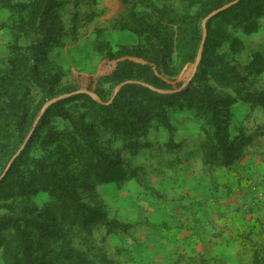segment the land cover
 Masks as SVG:
<instances>
[{"label": "rangeland", "instance_id": "1", "mask_svg": "<svg viewBox=\"0 0 264 264\" xmlns=\"http://www.w3.org/2000/svg\"><path fill=\"white\" fill-rule=\"evenodd\" d=\"M36 1L0 0V91L24 74L21 65H37L42 77L40 86L24 77L19 82L16 106L25 113V128L0 154L3 173L42 117L60 104L21 153L29 163L69 176L83 202L105 214L107 225L87 242L74 243L91 264H264V15L215 16L204 35V20L234 1L212 11L228 0H55L42 27L31 9ZM181 34L197 36L193 58L179 49ZM208 35L213 41L205 50ZM204 39L187 88L221 99L223 128L251 140L229 165L215 167L202 157L201 144L211 141L214 128L183 101L147 118L144 128H121L82 99L61 105L86 91L109 103L124 83L110 77L125 62L149 67L153 81L166 89L148 85L179 90L194 71ZM203 59H222L235 81L209 74ZM73 93L37 122L48 101ZM67 135L93 143L113 160L128 161L137 177L122 185L89 179ZM131 143L145 147L132 155ZM51 203L47 193L34 189L1 200L0 219H33L35 257L43 264H63L59 248L38 240ZM6 238L4 229L0 264H6Z\"/></svg>", "mask_w": 264, "mask_h": 264}, {"label": "trees", "instance_id": "2", "mask_svg": "<svg viewBox=\"0 0 264 264\" xmlns=\"http://www.w3.org/2000/svg\"><path fill=\"white\" fill-rule=\"evenodd\" d=\"M235 0H228L214 7L217 10ZM55 0H37L31 7L35 17L40 18V25L44 27L50 19ZM240 19L255 18L264 15V0H240L236 5L218 14L215 19L225 20L237 16ZM194 35L185 38L180 35L179 49L186 50L193 58L195 51ZM213 39L208 35L205 50ZM182 42L185 45H182ZM192 55V56H191ZM203 66H207L209 74L225 82H233L236 76L231 68L227 67L222 59L207 61L203 59ZM24 74L6 83L5 90L0 91V154L3 155L8 149L13 135L23 132L25 128V113H21L16 106V101L20 97L18 90L19 82L22 80L28 83L41 85L37 65L30 68L21 65ZM112 82L122 83L125 81H138L151 84L158 89H166L156 84L151 78L149 67H143L133 62L123 63L118 70L110 77ZM109 80V81H110ZM174 91V90H171ZM176 91V90H175ZM77 99L89 102L110 121H114L119 127L144 128L147 118H152L156 113H165V107L172 106L183 101L189 107L195 109L205 117L214 128L211 141L201 144L204 154L203 158L215 167L229 165L234 156L250 143V137L245 134L232 136L219 121V108L222 100L211 93H203L200 90L187 88L175 93H159L138 84H129L122 88L113 103L100 105L87 95L73 96L63 103H70ZM53 106L41 119L36 127L33 136L29 140L27 147L33 142L34 137L44 130L46 124L52 119ZM83 114L82 118L84 117ZM85 118V117H84ZM118 128V127H116ZM119 129V128H118ZM72 150L78 160L82 162V171L89 179L98 184L116 183L122 185L137 177V170L123 159L113 160L105 156L99 149L89 142L78 140L73 135ZM145 145L141 143H131L127 146L130 154L137 155ZM180 147V146H179ZM26 152L21 153L16 158L5 176L0 180V201L10 200L13 197H24L33 191L40 190L48 194L52 203L45 211L47 225L40 228L41 232L38 240L42 243L52 242L59 248L57 254L63 256V264H91L85 255L74 247L75 240L87 242L94 233L107 225L106 216L101 212L91 209L82 200L77 189L73 186L69 176L64 175L57 169L50 170L48 165L43 163H29L25 159ZM2 161L0 160V177L3 173ZM35 221L25 217H13L0 219V232L6 230L8 238L5 240V263L6 264H43L35 257L36 249L33 244L35 231ZM112 225H109L111 227Z\"/></svg>", "mask_w": 264, "mask_h": 264}, {"label": "water", "instance_id": "3", "mask_svg": "<svg viewBox=\"0 0 264 264\" xmlns=\"http://www.w3.org/2000/svg\"><path fill=\"white\" fill-rule=\"evenodd\" d=\"M239 1H240V0H236V1H234V2H232V3H230V4H228V5L225 6L224 8H222V9H220V10H218V11L212 13L211 15H209V16L204 20V22H203V31H204V35H206V24H207V22H208L210 19H212L213 17H215V16H217L218 14L222 13V12L225 11L226 9H229V8H231L232 6L236 5ZM204 42H205V39L203 40V42H202V44H201V49H200V51H199L198 58H197V64H196L195 67H194V71H193V73H192L190 79H188L187 82L185 83V85H183L179 90H176V91H162V90H158V89L152 87L151 85L144 84V83H142V82H138V81L130 80V81H126V82L120 84V85L117 87V89H116V91H115V93H114V96H113L112 100H111L109 103H104L100 98H98L95 94H93V93H91V92L86 91L85 93H86L87 95L91 96L93 99H95L98 103L108 105V104H111V103L113 102L114 98H115L116 95L122 90V88H123L124 86H126V85H129V84H138V85H142V86H145V87H147V88H149V89H151V90H153V91L159 92V93H175V92H180V91H182V90H184V89H186V88L188 87L189 83L191 82V79L194 77L195 72L197 71V66H198V64H199V62H200V60H201V57H202V52H203ZM75 94H77V93L64 95V96H61V97H58V98H55V99H52V100L48 101V102L46 103V105L43 107L41 113L39 114V116H38V118H37V122L41 119V117L44 115V113H45V112H46V111H47V110H48L53 104H55V103H57V102H59V101H61V100L67 99V98H69V97H71V96H73V95H75ZM27 142H28V139H27V141L23 144V146H22L21 149L18 151V153L13 157V159H12V161H11L10 164H12V163L15 161V159L19 156V154L21 153V151L25 148ZM10 166H11V165H9V166L7 167V169L5 170V172L3 173V175L0 177V180L5 176V174H6L7 171L9 170Z\"/></svg>", "mask_w": 264, "mask_h": 264}]
</instances>
